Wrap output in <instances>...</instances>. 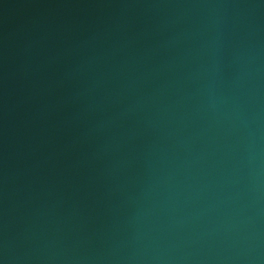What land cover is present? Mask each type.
<instances>
[{
  "label": "water",
  "instance_id": "water-1",
  "mask_svg": "<svg viewBox=\"0 0 264 264\" xmlns=\"http://www.w3.org/2000/svg\"><path fill=\"white\" fill-rule=\"evenodd\" d=\"M0 264H264V0H0Z\"/></svg>",
  "mask_w": 264,
  "mask_h": 264
}]
</instances>
